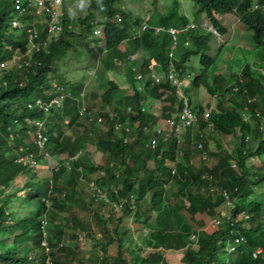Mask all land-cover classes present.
I'll return each mask as SVG.
<instances>
[{
	"label": "trees",
	"instance_id": "1",
	"mask_svg": "<svg viewBox=\"0 0 264 264\" xmlns=\"http://www.w3.org/2000/svg\"><path fill=\"white\" fill-rule=\"evenodd\" d=\"M171 1L172 6L166 12L154 10L141 20L122 6V0H80L79 6H73L77 0L70 2L71 6L68 0H63L59 6L63 29L58 36H50L46 20L34 8L18 14L13 1L0 0V63H6L0 66V194L12 185L18 174L30 171L24 187L30 195L29 204L34 205L27 216L5 220L6 216L12 217L5 206L15 192L0 195V241H3L0 264H71L74 258L86 264L87 258L76 244L77 231L54 228L51 224L65 204L62 194H80L82 176L92 172H96V176L89 180L105 188L110 201L95 198L91 192L87 195V204L95 205L92 213L97 226L87 227L86 234L98 244L116 241L115 254L98 253L96 264H171L162 248L174 231H180L187 241L176 264H264V200L254 196L256 186L264 182V157L260 176L255 174L256 167L251 166L253 157L264 155V0H192L220 33L228 28L220 22L216 12L236 14L237 28L244 29L251 45L252 60L262 68V72H254L248 60L244 61L241 70L245 79L237 71L225 74L216 69L211 73L206 70L214 59L206 49H211L213 43L218 49L223 43H217L218 33H214L211 43L207 33L196 34L192 28L179 32L178 47L173 56H169L171 34L155 27L159 24L182 27L191 21L184 12L180 13L179 0ZM255 1H258L257 6ZM75 10H79L77 18H74ZM14 17H18L21 25H12ZM93 18H97L96 21ZM69 22L73 23L72 27H67ZM144 22L147 26L142 29ZM94 28L98 32H93ZM34 30L37 34L31 38ZM44 39L47 46L30 48L33 40ZM184 39H190L193 46H185ZM74 40L82 41L86 47L91 45L89 56L95 63L101 62L102 78L91 80L95 68L88 70L92 82L87 83L82 78L69 81L60 73L59 62L74 47ZM138 51L143 54H140V63L132 56ZM194 53H199L201 70L183 90L197 114L195 139L194 126L184 127L181 133L169 128L164 130L167 137L160 134L157 144L151 146V136L156 134L151 126L158 116L141 110L142 92L149 90L163 101L170 99L171 105L177 108L182 101L176 85L167 78L150 83L152 62L159 64L157 70L162 71L172 62L181 78L185 63ZM13 54L20 55L14 63L9 62ZM118 64L124 65L128 81H144L145 85L143 90L131 86V98L114 105L118 85L108 78L107 70ZM137 72L144 76L134 79ZM53 82L70 90L74 96L66 97L60 106L50 105L47 110L38 108L37 98L47 102L55 95ZM201 84L218 98L206 118L203 116L206 108L194 104L190 94L191 87L194 91ZM89 87L87 113L80 115L79 92ZM106 107L111 108L106 110ZM128 107L131 108L128 110ZM95 111H104L100 122L96 120ZM108 112H112V116ZM35 119L44 120L42 129L48 135L44 147H39L28 132L35 128ZM78 120L84 124H104L107 136L102 138L98 134L97 142L93 141L88 125L80 128ZM117 120L122 122L119 130L113 125ZM124 120H128L130 126L136 123L135 128L126 131ZM144 125L146 130L142 129ZM65 126L70 128L73 138H65ZM207 127L213 128L220 138L238 134L241 141L230 150L215 140V148L210 150L207 140L204 141ZM97 144L107 152L103 163L89 162L82 155L83 150L91 151ZM26 153H32L37 164L49 155L61 156L58 165L51 168L57 193L49 196V207L42 199L47 193L48 177L36 192L33 188L38 176L36 167L16 160ZM68 154H77L69 168L63 163ZM178 154L185 163L182 176L175 169L172 172L173 166L168 163L176 162ZM173 185L177 186L178 196L172 197ZM192 188L200 201L197 210L188 206L183 198L184 190ZM227 200H232V205ZM112 201L118 202L120 207L115 208ZM104 206L110 207L107 214L101 212ZM157 208L164 213L159 224L152 226ZM182 209L187 210L189 216ZM221 209L227 210L226 216L221 215ZM197 212L210 218L218 216L220 222L208 229L204 216L197 217ZM242 212L248 213V218H244ZM43 215L48 218L52 233L48 252L41 245ZM70 218L73 223V215ZM131 221L150 226L141 242L134 238ZM97 233L100 235L96 238ZM237 236L243 237L240 243H235ZM258 238L263 240L262 246ZM234 244L235 248L231 249ZM260 246L261 251L253 256L252 252Z\"/></svg>",
	"mask_w": 264,
	"mask_h": 264
},
{
	"label": "rangeland",
	"instance_id": "2",
	"mask_svg": "<svg viewBox=\"0 0 264 264\" xmlns=\"http://www.w3.org/2000/svg\"><path fill=\"white\" fill-rule=\"evenodd\" d=\"M73 0H68V5L71 6L70 2ZM80 0H77V2H73V6H79ZM172 1L171 0H155V3H152V0H122V6L124 5L126 9H129L133 12V15H137L141 20L145 19L148 17V15L153 12L154 10H158L161 12H166L169 7L172 6ZM255 3V2H254ZM81 5V4H80ZM178 9L180 13H185L188 15L191 21L195 23L196 29L195 33H207L209 34V40L212 43L213 40V35L218 33V39L223 41L218 49H216L215 45L212 46L211 49H206V52L210 53L212 56H214L213 59V64L206 69L209 73H211L214 69L221 71L222 73L229 74L231 71H237L238 74H240L244 79L246 76L243 74V71L241 70L242 66L244 65V61H247L250 63L251 70L254 72H262L261 64L258 63L255 60H252L251 56L252 54L250 53V48L251 45L249 44L248 37H246L244 29H240V31L237 28V16L234 12H216V16L219 18L220 22L224 24L228 28V31L220 33V31H217L205 15L204 11L199 8V6L193 2L192 0H179L178 4ZM74 18H77L79 14V10H75ZM158 17V15H157ZM97 18H93V21H96ZM239 31V33H238ZM215 33V34H214ZM248 34V33H247ZM90 37V36H89ZM212 39V40H211ZM185 46L192 47L193 43L190 39H188L185 42ZM91 45L86 47L82 44V41L79 40H74V47L70 48L69 53L66 55L64 59H62L59 62L60 66V73H64L65 76L67 77L66 79L69 81H75L78 78H82L85 83L87 82H92L90 81V76L88 73V70H92L95 68V71L97 73H101V62H99L95 67L94 65L96 64L95 61H92L89 56ZM98 66V67H97ZM114 69V68H113ZM185 70L187 71L186 73V78L184 79V84H180V88L184 89L186 86H190V79L194 77L196 74H198L201 70L200 66V61H199V53H194L190 56L189 60L185 63ZM109 75L112 76L114 79H116L120 84L123 85V82H126V79L124 78L122 69L115 68V70L108 71ZM107 72V73H108ZM93 80V78L91 79ZM210 80V79H209ZM129 86V83L124 84ZM90 88L86 89V94L85 98H87V101L89 102V93H90ZM193 96L198 95L200 100L203 102V104L207 103L204 107L206 109L208 108H214L215 103H216V98L212 94H210L205 86L203 84L199 85L196 90L193 91V88L191 87L190 89V94ZM117 91H115V94ZM120 95H116L118 99V102H121V99L119 97ZM91 101V100H90ZM115 102V101H114ZM117 102V101H116ZM121 104V103H120ZM147 103L146 105H148ZM163 105V103H160L157 101L156 105L150 103L148 106L150 108H157V110L160 109V106ZM165 105V102H164ZM96 107V106H95ZM94 110H97V108H93ZM104 112V111H103ZM82 120H78L77 126L82 127L83 125ZM85 125H90L91 127L94 128L95 131H99L100 129H103L104 126H102V123H97V124H85ZM65 137H68L69 135H72V132L69 127L65 126ZM196 125L193 127V139H195L196 135ZM205 132L208 134L205 137V140L208 142V147L210 150H213L215 148L214 141L219 140L221 144L225 145L228 149L234 148L236 144H238L241 139L240 136L237 134L236 136H233L231 138V135H226L222 136L220 138V135L217 134V132L211 128L207 127L205 128ZM234 152V151H233ZM264 157V155L261 156H255L252 158V167H256V172L255 174L257 176H260L262 173V166H261V160ZM196 158V157H195ZM198 159V156L197 158ZM56 160V158H49V163L52 164V162ZM171 164L173 169L176 170V173L178 175H183L184 170H185V163L181 159V156L178 154L176 162H168ZM51 164H48L47 166H41L37 169L38 165H36V170L38 173V179H36V182L33 185V188L35 189L36 192H39L38 190L41 188L42 183H44L46 177H49L51 174ZM21 177L20 179H18ZM28 179L27 176H23L22 174H19V176L16 177L14 180V183L12 184L13 190H14V195L11 197L5 206L6 210L12 213V217H5V220H10L11 218L13 220H18L20 218H23L28 215L30 211V205L28 201V196L29 193L27 189L24 187V182ZM177 186L173 185V196L175 195L178 196L177 192ZM255 190L256 192L254 193L255 198H260L261 200H264V182L260 183L258 186H256ZM89 193L91 190V187H88ZM42 191V190H41ZM63 198L65 199L66 203L64 206V209L57 211L55 221L51 224L54 228H57L58 225L59 227L65 226L66 228H70L73 224L70 222L69 219H67V209L68 208H75L73 207L74 205L79 208L80 204H82L81 197L74 198L67 193L62 194ZM183 198L185 202L187 203L188 206L193 208L194 210H197L198 205H199V198L195 195L194 189H185ZM70 204V206L68 205ZM91 205V203H90ZM94 206H91V208ZM77 215L81 216L80 222L87 223L90 221L89 219L92 218V226H88L91 228H96V222H95V217L90 214L92 213L91 211H86L83 209H76ZM184 214L186 216H189V213L187 210H184ZM110 211L109 206H104V210H101L103 214H107ZM164 213V212H163ZM162 211H159V209H156L155 212V217L151 221L152 226H156V224L160 222V218L163 216ZM197 217L200 215H203L205 218V223H207L206 228L209 227L208 229L212 228L211 226V220L210 216H205L203 213H195ZM194 215V216H195ZM156 218V219H155ZM157 220V221H156ZM132 224L134 225L133 227V234L134 238L141 242L143 235H146L147 230L150 228V226H145V225H136L131 221ZM70 226V227H69ZM196 227V226H195ZM18 232V231H16ZM100 234L97 233L96 238ZM170 238L167 239L166 246L162 248L163 252L168 254V260L170 261L171 264H176L178 262V257L180 255V251L182 247L186 244V239L183 237L180 231H174L171 232ZM81 236V238H80ZM73 241L72 243H74ZM258 242L261 244L263 243V240L261 238H258ZM3 244V241H0V245ZM76 244L80 248L81 254L85 256L86 262L88 264H96V256L98 252L100 253H109V254H115L116 252V241H113L111 243H107L106 241H102L99 244L92 239L91 236H88L86 233L83 231L79 233L77 236V241ZM260 246V247H261ZM89 258V259H88ZM74 264H80L79 262H74Z\"/></svg>",
	"mask_w": 264,
	"mask_h": 264
},
{
	"label": "built area",
	"instance_id": "3",
	"mask_svg": "<svg viewBox=\"0 0 264 264\" xmlns=\"http://www.w3.org/2000/svg\"><path fill=\"white\" fill-rule=\"evenodd\" d=\"M13 1L12 4L14 5V7L16 8L18 14H21L23 12L26 11V9L28 8H34L35 12L39 15H43V20H46L47 25H48V30H49V35L50 36H58L59 33L61 32V30L63 29V24L62 20H61V11H60V4L62 3L63 0H11ZM257 5V4H255ZM117 20H118V16ZM12 25L13 26H18L21 25V22L19 21L18 17H14L12 19ZM73 23L69 22L67 24V27H72ZM146 24L142 25V28H145ZM187 28V27H185ZM157 30L159 28H156ZM168 30L172 33V37L174 40V43H176L177 41V28L175 27H169ZM94 32H98L97 28H94ZM37 34V31L34 30L32 31V33L30 34V37H35ZM48 35V38H49ZM47 46V40H41V41H32L30 44V48L33 49H38L40 46ZM175 46V45H174ZM20 58L19 54H13L12 57L10 58L9 62H15L17 59ZM5 62L0 63V66H5ZM143 75L140 72H137L135 75L136 79H140L142 78ZM150 77L152 79V83L153 82H159L160 80L164 79V78H169L175 85H176V89L178 91V94L181 97V105L179 107V110L172 115L165 123H158L152 131H155L156 134L151 136V140H150V144L151 146H155L157 144V140H158V136L161 134H163V137L166 138L167 135L164 133L165 130V124L167 123V125H169V128L172 129L175 133H180V131L186 127V126H194L196 124L197 121V114L196 112L193 110V108L191 107L190 103H189V99L187 97V95L185 94L184 90L180 88V84L182 83L181 78H179L178 72L174 69L172 63H170V67L169 70L167 71L166 76H164L163 74H159L155 71L154 68H151L150 70ZM53 86H55L56 88V93L55 95L51 96L49 101L44 102L42 99L37 98L36 99V106L38 108H42L44 110H47L48 107L50 105L53 106H58L60 105L61 101L66 98V97H71L73 94L70 90H64V87L59 86L56 82H53ZM138 89L142 88V84L141 83H137L136 86ZM79 95L81 97V102L79 103V107H78V112L80 115H85L87 113V103H86V99L84 91H80ZM131 107H128L127 109L129 110ZM145 109V106L142 105L141 106V110ZM211 110V108L206 109L203 112V116L206 118L208 116L209 111ZM109 116H112V112H108ZM104 112H100L97 114L96 116V120L97 122H100L102 120V118L104 117ZM125 125H124V129L126 131L130 130V126L128 124V121H124ZM35 124V128H33L32 130L29 129V133L32 136V140L39 146V147H44L46 141L48 140V135L47 133H45L43 131L42 128H44V120L42 119H35L34 121ZM114 128L119 130L120 127L122 126V122L120 120H117L116 122L113 123ZM143 130L147 129V126H143L142 127ZM13 134H10V137H12ZM13 138V137H12ZM124 140H126V137L123 138ZM200 145V144H199ZM22 148V146H20V149ZM46 153V152H45ZM47 155V154H46ZM48 156V155H47ZM203 157H205V153L203 154ZM77 158V154H68L65 158L63 163L69 168L72 164V162ZM16 160L19 161L21 160L24 163H27L29 166H35L37 165V162L35 160V158L33 157L32 153H26V154H22L18 157H16ZM58 165V163L56 164ZM172 172H174V169L172 170ZM101 174L103 173V170H101L100 172ZM54 177L52 174H50V176L47 179V183H48V189H47V193L43 194L42 199L45 201V204L47 207L50 206V199L49 196L51 194H56L57 192L54 190ZM89 186L91 187V194L95 197V198H103L106 201H110V197L107 194V190L101 186H99L95 181H90L89 182ZM228 203L230 205H232V200H227ZM113 205L115 206V208L120 207L118 202L112 201ZM221 215L222 216H226L227 215V210L226 209H221ZM241 215L244 218H248V213L242 212ZM220 222V218L217 217H213L211 220V226H215L216 224H218ZM41 225H42V229H43V238L41 239V245L42 247L46 250V252L49 251V237L51 236V230L49 228V220L46 217V215H43L41 217ZM194 235L191 234V238H193ZM81 238V236H80ZM243 240L242 236H237L235 237V243H240V241ZM235 248V244L231 246V249ZM261 251V247H257L253 252L252 255L256 256L259 252Z\"/></svg>",
	"mask_w": 264,
	"mask_h": 264
},
{
	"label": "crops",
	"instance_id": "4",
	"mask_svg": "<svg viewBox=\"0 0 264 264\" xmlns=\"http://www.w3.org/2000/svg\"><path fill=\"white\" fill-rule=\"evenodd\" d=\"M178 42H176V45H175V43H174V40H173V37H172V35H171V45H170V51H169V56L170 57H172L173 56V53L175 52V49L178 47V44H177ZM215 43H213L212 45H214ZM175 45V46H174ZM140 54H142L140 51H138V52H135V53H133L132 54V56L134 57V58H138V62L140 63V60H139V58L141 59V55ZM171 54V55H170ZM143 55V54H142ZM147 57V56H146ZM170 59V58H169ZM99 63V61H97V63L95 64V65H97ZM170 63H172V62H170ZM170 63L168 64V65H170ZM95 65H94V67H95ZM152 65H153V68L155 69V71L157 72V73H159V74H163L164 76H166V74H167V71L169 70V67L168 68H166V70H164V71H162L161 69H158L157 70V68H159V64L157 65V64H155L154 62H152ZM124 65H122V64H118V65H116L115 67H114V69L112 68V69H110V70H107V72L108 71H111V70H115V68H118V69H122V72H123V75H124V78L126 79V82H123L124 84H126V83H129V86L128 85H126V87L124 86V84L123 85H120V84H118L119 82L116 80V79H114L112 76H110L109 75V72L107 73V75H108V78H110V79H112L113 81H115L116 83H117V85H118V89L116 90L117 91V93L115 94V96H114V100H113V104L114 105H116V104H119V102H118V99L119 98H117L116 97V95L118 96V95H120L119 97H120V99L121 100H124V101H126V100H129L130 98H131V86H136V81L134 80V82H131L130 80L128 81V79H127V77H126V75H125V73H124V67H123ZM156 68H155V67ZM98 67V66H97ZM103 71V70H102ZM187 71L186 70H184L183 71V76L181 77V81H182V84H184V78H186V73ZM94 73V76H92V78H96V79H98V78H102V73L99 75V73H97L96 71H94L93 72ZM185 76V77H184ZM184 77V78H183ZM180 78V77H179ZM134 79H135V77H134ZM165 79V78H164ZM172 84H173V82L169 79V78H167ZM133 81V80H132ZM139 83V82H138ZM150 83L151 84H154V83H159V82H154V83H152L151 82V79H150ZM145 84L143 83V86H144ZM205 86V85H204ZM206 88V87H205ZM145 89H146V87H145ZM207 90V89H206ZM185 92V91H184ZM142 94L144 95V101H142V105H144L145 106V109H143V110H148V112L150 111L151 113H153V114H155L156 116H158L155 120H154V123L152 124V126H151V130H153V128L158 124V123H165L172 115H174L178 110H179V107H180V105H181V101L179 102V107L177 108V106L176 105H171V103H170V99H165L164 101L162 100V99H160V97H155V95L154 94H151V92L149 91V90H147V91H144V92H142ZM185 94L187 95V97H188V99H189V95L185 92ZM165 95V94H164ZM163 95V96H164ZM179 95V94H178ZM214 96V98H216L215 100H216V103L215 104H217V96H215V95H213ZM179 97H180V95H179ZM181 98V97H180ZM192 99H193V103L194 104H200V105H203V106H205V105H207L208 104V102L207 103H205V104H203V102L200 100V98H199V96L198 95H196V93H195V95L193 96V92H192ZM115 101V102H114ZM117 101V102H116ZM157 101H159L160 103H163V105H161L160 106V109L159 110H157V108H150L148 105L150 104V103H152L153 102V104L154 105H156V103H157ZM164 102H165V105H164ZM147 103H149L148 105H146ZM192 107V106H191ZM109 107H106L105 109L107 110ZM111 108V107H110ZM109 108V109H110ZM95 112H97V113H100V111H95ZM101 112H103V111H101ZM124 121H128V120H124ZM129 122V121H128ZM97 124V123H96ZM135 124L136 123H134V126H133V124H132V126H130V129H131V127H133V128H135ZM85 124H83L82 126H84ZM102 126H104V128L103 129H100L99 131H95L94 130V128L93 127H91L90 125H88V127H89V132H88V134H89V137L93 140V141H96L97 142V139H98V134H99V136H101L102 138H104V137H106L107 135H106V133H105V125L103 124ZM169 129V125H167V123L165 124V130H168ZM184 129V128H183ZM183 129L181 130V132L183 131ZM180 132V133H181ZM68 137H70V138H73V135H69ZM233 136L231 135V138H232ZM66 138V137H65ZM106 154H107V152H106V150H105V148H103V146L102 145H94V147H93V149L91 150V151H87V150H83V152H82V155H84L85 157H86V159L89 161V162H92V163H95V161L97 162L98 161V163H103V161L105 160V158H106ZM56 158V160H54L53 162H52V164L51 163H49V158ZM61 158V156H59V155H49L48 157H46L43 161H41L40 163H38L37 165H38V167H37V169L39 168V167H41V166H47L48 164H51L52 166H51V168L54 166V165H56L57 163H58V161H59V159ZM36 173H37V170H36ZM20 174H22L23 176L25 175V176H27L28 175V178L31 176L30 174V171H24V172H22V173H20ZM96 172H92V173H90L89 175H87V176H82L83 178V183H81L80 184V186L81 187H79L78 189L80 190V194H78V195H72L71 197H74V198H77V196L78 197H81V200H82V204H80V206H79V208L77 207V206H73V207H75V208H68L67 209V211H68V213H67V217L68 218H70V216L71 215H73V223H72V221H70L73 225L70 227V228H66V229H68V230H75V231H77V233H78V235H79V233L80 232H84V233H86V228L88 227V226H92V227H94V225H92V218H90L89 220L90 221H88L87 223H83V222H80V220H81V216H79V215H77V210L76 209H83V210H86V211H93L94 209H95V205H90V203L89 204H87V202L85 201V199L86 200H89V198H88V196L87 195H89V190H88V185H87V181L90 179V178H94L96 175ZM37 175H38V173H37ZM17 176H19V174L17 175ZM16 176V177H17ZM16 177H15V179H16ZM21 177H19L18 179H20ZM39 177L37 176V179H38ZM14 179V180H15ZM46 179H47V177H46ZM45 179V180H46ZM25 181H27V178H26V180ZM90 181H92V180H89L88 182H90ZM13 183H14V181H13ZM12 183V184H13ZM44 183H45V181H44ZM24 184H25V182H24ZM23 184V185H24ZM42 185H43V183H42ZM13 185H11L8 189H6L3 193H1L0 195H3V194H5V193H9L10 191H12L13 190V187H12ZM42 187V186H41ZM65 203H66V201H65ZM92 203V202H91ZM30 205V204H29ZM68 205L70 206V204L68 203ZM64 206H65V204L63 205V207H62V209H64ZM91 206H94V207H92L91 208ZM30 207L31 208H33L34 207V205L32 204V205H30ZM61 209V210H62ZM59 211V210H58ZM91 215H92V217H93V213H90ZM56 217V216H55ZM67 218V219H68ZM71 219V218H70ZM69 219V220H70ZM205 226H207V223H205ZM61 227V226H60ZM65 226H62L61 228H64ZM57 228H59V225H58V227ZM208 228V227H207ZM88 236H90V235H88ZM92 237V236H91ZM92 239H94L93 237H92ZM94 241L96 242V240L94 239ZM98 253H100V252H98ZM74 262H79L76 258H74L73 259V261H71L70 263L71 264H74ZM86 264H88L87 262H86Z\"/></svg>",
	"mask_w": 264,
	"mask_h": 264
},
{
	"label": "clouds",
	"instance_id": "5",
	"mask_svg": "<svg viewBox=\"0 0 264 264\" xmlns=\"http://www.w3.org/2000/svg\"><path fill=\"white\" fill-rule=\"evenodd\" d=\"M258 1H255V3H254V5L255 4H257L258 5V3H257ZM257 5H255V6H257ZM143 24H146L145 22L143 23ZM142 24V25H143ZM146 26H147V24H146ZM169 27H175V28H177V41H178V39H179V32L181 33V32H184V31H186L188 28H192L193 29V31H195V29H196V25H195V23H193V21H190V23L189 24H186V25H183L182 27H178V26H174V25H169V26H165V25H162V24H159V25H157L155 28H159L158 30L160 31H162V30H167L168 32H170L169 30H168V28ZM185 27H187V28H185ZM142 28V27H141ZM142 29H144V28H142ZM157 30V29H156ZM93 32H94V30H93ZM100 33V32H99ZM99 33H97V34H99ZM170 34L172 35V33L170 32ZM185 40V39H184ZM188 39H186L185 41H184V44H185V42L187 41ZM222 40V38L219 40L218 39V44H220V42H222L221 41ZM176 41V42H177ZM175 45H176V43H175ZM171 55V54H170ZM151 68H153V66H151ZM144 76V75H143ZM151 78V77H150ZM136 79V78H135ZM151 82H152V79H151ZM143 83H144V81H142V88L141 89H138L137 87V89L138 90H143ZM136 86H137V83H136ZM84 91V94H86V90H83ZM73 94V93H72ZM74 95H72L71 97H73ZM85 98V97H84ZM65 99V98H64ZM63 99V100H64ZM77 99H78V97H77ZM79 99H81V98H79ZM86 100H87V98H85ZM62 100V101H63ZM62 101H61V103H62ZM81 102V100H79V103ZM61 103H60V105H61ZM79 103H78V107H79ZM86 103L88 104V101H86ZM60 105H58V106H60Z\"/></svg>",
	"mask_w": 264,
	"mask_h": 264
}]
</instances>
